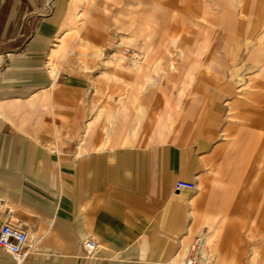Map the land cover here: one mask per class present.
I'll return each mask as SVG.
<instances>
[{
  "label": "crops",
  "instance_id": "0c3cea01",
  "mask_svg": "<svg viewBox=\"0 0 264 264\" xmlns=\"http://www.w3.org/2000/svg\"><path fill=\"white\" fill-rule=\"evenodd\" d=\"M94 1L70 0L68 4V0H0V85H6V95H28L13 98L16 102L47 103L51 99L48 88L54 85L57 87L52 94L58 100H63L67 92L83 93L92 87L91 77L73 69L60 71L54 58H66L79 48L77 63L86 65V54L72 40L76 34L88 42L89 33L81 32V28L87 30L85 24L92 21L88 6ZM99 1L108 10L114 0ZM206 11L210 12L207 7ZM149 26L129 23L128 39L138 35L147 39ZM181 34L178 28L170 32L174 44L179 43ZM209 44L204 38L197 46L207 50ZM123 50V45H117L120 61ZM256 50L264 51V45H257ZM106 62L114 60L109 58ZM167 62V55L158 56L154 71L177 68L173 61ZM200 66L196 61L188 70L189 80L183 81L182 92L190 88ZM205 73H212L210 65H206ZM99 77L107 78L119 90L114 104L100 107L85 121L84 133L88 134L108 109V123L100 129L103 142L84 146L77 139H70L55 143L44 130L20 129L9 120H0V230L11 218L28 232V248L21 264H183L185 246L191 230L198 227L197 217L203 212L204 200L196 189L176 190V182L198 180L200 188L203 180L199 177L208 170L212 146L226 127L224 109H213L215 115L206 119L204 136L197 142L178 146L166 141L182 127L180 102L168 103L164 112L156 105L153 117L139 102L137 91L142 89V83L124 80L115 69L103 70ZM257 77L248 76L245 96L264 93V74L262 80ZM134 95L143 114L132 104ZM16 102H0V109L17 110L24 106ZM121 102L127 104L124 112L117 109ZM235 105L230 109L234 110ZM130 106L134 109L133 124L123 119ZM158 117H164L165 123L156 124ZM187 127L191 133H198L197 125ZM146 130L153 131L164 143L133 144ZM117 140H122V145L106 147ZM247 197L252 200L253 194L248 193ZM228 213L215 230L220 240L217 244L230 235L226 231L231 218ZM84 237L93 238L99 245L93 257L82 249ZM220 252L222 264L231 262ZM258 258L255 251L252 261L255 263ZM0 264H15V260L0 251Z\"/></svg>",
  "mask_w": 264,
  "mask_h": 264
},
{
  "label": "rangeland",
  "instance_id": "374dc122",
  "mask_svg": "<svg viewBox=\"0 0 264 264\" xmlns=\"http://www.w3.org/2000/svg\"><path fill=\"white\" fill-rule=\"evenodd\" d=\"M205 4L210 12H205ZM88 7L92 21L85 24L87 30L81 28V32L88 31V42L80 40L76 34L72 40L86 54V65L77 63L79 48L66 58H54V65L60 71L73 69L91 77L92 87L83 93L67 92L63 100H58L52 94L57 87L54 85L48 88L51 99L47 103H29L12 100L28 95H6L3 90L6 85H0V102L24 105L17 110L0 109V120H9L20 129L44 130L55 143L70 139H77L84 146L89 142H103L100 129L108 123V109L93 131L85 134L84 125L100 107H108L118 98V87L107 78L99 77L101 71L113 69L119 70L128 82L142 83L137 95L151 116L154 117L156 105L164 112L168 103L182 104V127L166 142L178 146L197 142L204 136L206 119L215 115L216 106H222L226 127L212 146L208 170L199 177L203 180L200 188L196 180V191L201 194L204 207L197 217L198 227L191 230L185 246L183 264L197 237L201 238L204 248L202 250L199 244V264H222L220 251L231 259L227 264H264V93L258 91L253 96H245L248 76L256 75L262 80L264 74V51L256 50L257 45H264V0H114L108 10L95 0ZM64 19L65 13L61 24ZM129 23L132 26L149 24V37L138 35L128 39ZM176 28L182 33L178 44L170 38V32ZM204 38L210 43L207 50L197 46ZM117 45H123L121 61ZM160 55H167L168 62L173 61L177 68L154 71V61ZM109 58L114 62L107 63ZM196 61L201 66L196 69L190 88L182 92L180 87L183 81L189 80L187 72ZM206 65L211 66L210 75L205 73ZM121 103L125 107L119 111L124 112L127 104ZM234 103L236 108L231 110ZM133 111L130 106L128 115L123 118L128 124H133ZM163 123L165 118L158 117L156 124ZM91 124L92 120L88 125ZM195 125L198 133H191L187 126ZM122 142L117 140L106 147L122 145ZM152 143L164 141L150 130L139 134L138 140L133 142L137 145ZM248 193L253 194L252 200H247ZM228 212L231 218L226 231L230 235L217 244L220 240L215 230ZM0 251L15 260L8 252L1 248ZM255 251L259 258L254 263Z\"/></svg>",
  "mask_w": 264,
  "mask_h": 264
},
{
  "label": "built area",
  "instance_id": "2783aa9c",
  "mask_svg": "<svg viewBox=\"0 0 264 264\" xmlns=\"http://www.w3.org/2000/svg\"><path fill=\"white\" fill-rule=\"evenodd\" d=\"M196 189V183L193 181L179 179L176 182V190L182 189ZM200 237H197L192 245L191 254L186 258L185 264H198V246L200 244ZM29 242V235L22 226L14 222L11 218H8L1 227L0 230V248L13 255L15 258V264L20 259L23 260ZM201 245V244H200ZM99 245L91 237H84L82 240V249L87 256L93 257L98 251Z\"/></svg>",
  "mask_w": 264,
  "mask_h": 264
},
{
  "label": "bare ground",
  "instance_id": "6f19581e",
  "mask_svg": "<svg viewBox=\"0 0 264 264\" xmlns=\"http://www.w3.org/2000/svg\"><path fill=\"white\" fill-rule=\"evenodd\" d=\"M124 94H126V93H124ZM136 96L134 97V100H133V102H132V104H135V108H136V110L138 111V112H140L141 114H143L144 113V109H143V107L140 105V104H138V102L136 101ZM125 107V105H123L122 103H121V105H119L118 106V110L119 109H121V108H124ZM147 114V113H146ZM136 117V116H135ZM141 123V122H140ZM141 125V124H140ZM136 129V128H135ZM134 129V130H135ZM133 131V130H132ZM135 131H133V134H134V137H136L135 136V133H134ZM132 134V133H131ZM138 135V134H137ZM201 245H202V250H203V243H201ZM21 262H22V259H20V261L17 263V264H21ZM199 264V263H198Z\"/></svg>",
  "mask_w": 264,
  "mask_h": 264
}]
</instances>
